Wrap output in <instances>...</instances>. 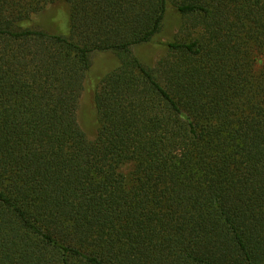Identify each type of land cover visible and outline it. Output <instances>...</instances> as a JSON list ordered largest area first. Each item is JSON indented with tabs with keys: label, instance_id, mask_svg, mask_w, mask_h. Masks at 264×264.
<instances>
[{
	"label": "trees",
	"instance_id": "16d2710c",
	"mask_svg": "<svg viewBox=\"0 0 264 264\" xmlns=\"http://www.w3.org/2000/svg\"><path fill=\"white\" fill-rule=\"evenodd\" d=\"M0 264H264V0H0Z\"/></svg>",
	"mask_w": 264,
	"mask_h": 264
},
{
	"label": "rangeland",
	"instance_id": "374dc122",
	"mask_svg": "<svg viewBox=\"0 0 264 264\" xmlns=\"http://www.w3.org/2000/svg\"><path fill=\"white\" fill-rule=\"evenodd\" d=\"M55 14V13H53ZM52 14V15H53ZM59 28L60 30H64L66 28V17H62L59 22ZM172 31L174 32L175 29L172 27ZM61 33H65L61 32ZM113 56L110 54L102 55L100 53H94L92 55V62H93V69L96 72L101 71V74L109 70V66L107 65L108 62L112 60ZM113 62V61H112ZM100 73V72H99ZM89 100H87L86 94L82 96V99L80 101V109H79V119L80 123L82 125V128L85 130L86 133L88 134H93L95 129L94 126L92 125L91 121L87 120V110L89 108Z\"/></svg>",
	"mask_w": 264,
	"mask_h": 264
}]
</instances>
